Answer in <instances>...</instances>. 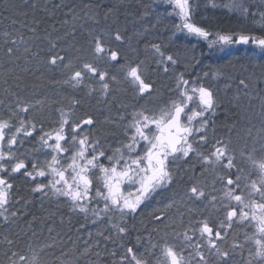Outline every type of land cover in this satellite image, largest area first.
Here are the masks:
<instances>
[{
  "label": "snow or ice",
  "instance_id": "snow-or-ice-1",
  "mask_svg": "<svg viewBox=\"0 0 264 264\" xmlns=\"http://www.w3.org/2000/svg\"><path fill=\"white\" fill-rule=\"evenodd\" d=\"M160 2L166 5L165 14L157 13L156 23L151 27L173 18L170 25H165L171 29L170 40L183 34L203 41L209 51L251 44L264 53V0ZM31 6L36 7L35 4ZM60 7L61 4L53 5L55 9ZM99 7L92 3L83 5L88 10L85 15L95 23H99L96 19L99 12L93 9ZM142 7V15L150 16L151 4ZM202 8L205 11L225 9L250 22L251 26L213 31L196 19ZM69 12L73 19L77 18L74 6ZM114 12V7H108L104 19ZM61 23L67 25L68 21ZM31 31L34 33L36 29ZM147 31L145 28L144 32ZM57 32L55 26L52 32L46 30L49 47L47 54L41 57V63L50 71L59 70L63 77L51 83H61L73 90L86 89L87 96L98 94L97 103L101 100L110 103L113 85L126 83L138 103L131 106L130 113L127 112L129 105L120 104L121 111L115 119L105 116L100 120L90 111L77 115L82 100L74 95L59 100L33 99L5 88V95L15 97V101L0 115L2 225H16L22 215L21 209L32 203L31 194L39 193L41 197L65 198L69 211L83 218L77 232L88 223L97 226L94 233H87L82 244L77 243L79 237L73 240L68 236L73 247L69 252L62 251L63 259L57 257L55 264H234L237 250L243 256L245 244L249 242L253 247L248 249V257L242 264H264V136L253 143L250 150L246 144L245 150L239 153L244 166L237 163L231 139L215 137L214 117L222 102L220 90L208 81L220 77L230 79L224 68L207 66L208 71L196 72L202 60L195 54V45L190 50L183 46L192 54L181 60L179 55L167 50V45L145 41V58L141 59V49L133 46L127 29L111 26L100 31L89 30L84 45H69L74 53L69 55L68 49L58 43L64 37L56 35L53 38V33ZM3 35L5 44L9 45L5 53L9 59L20 58L16 55L20 51L19 44H24L26 59L27 55H40L33 51V45L26 42L23 35L16 39L10 32ZM64 36L75 39L74 27ZM111 67L117 68L120 75L110 72ZM260 68L264 71V63ZM151 73H163L172 81L169 98L155 106L139 103L159 95ZM92 80L98 87L89 83ZM250 86L247 78L239 79L238 87H242L245 95ZM230 87L225 84V89ZM233 99L239 103L240 97ZM2 103L4 101L0 100ZM53 104L58 105L55 108L57 116L49 121L42 113ZM261 118L264 120V106ZM104 124L112 125L118 132L98 135ZM210 129L213 132L211 141ZM228 131H235V126ZM248 131L251 136V129ZM108 136L114 137L115 142L110 143ZM28 141H33L31 148L24 147ZM256 143H259L258 148ZM41 152L43 160L36 155ZM220 169L225 174H219ZM208 175L214 177L211 191L208 183L201 179ZM184 176L188 177V182L183 186V195L177 199L175 188ZM17 177L29 184V196L19 195ZM217 182L221 185L219 189L215 187ZM157 196L161 198L158 201L161 206L147 213L152 227L149 229L143 220L141 227H137L131 221H135ZM198 203L203 204V208L195 206ZM172 209H175L174 214ZM221 210L222 218L214 220L213 213ZM197 216L200 218L196 219ZM27 224L31 230L32 222ZM234 225L253 229L251 234L245 232L244 243L237 242ZM53 231L52 227L48 228L50 234ZM59 235H50L49 243L30 245L26 252L12 250L15 240L5 235L4 243L10 246L5 253L7 264H43L42 257L59 242ZM35 236L33 231L32 237Z\"/></svg>",
  "mask_w": 264,
  "mask_h": 264
},
{
  "label": "trees",
  "instance_id": "trees-1",
  "mask_svg": "<svg viewBox=\"0 0 264 264\" xmlns=\"http://www.w3.org/2000/svg\"><path fill=\"white\" fill-rule=\"evenodd\" d=\"M258 2V0H257ZM86 3H92L93 5L99 4V9H93V12L98 11L99 16L96 17L99 23H95L92 19H89L85 15L87 9L83 8ZM35 4L33 8L31 5ZM54 4H61L59 9L53 8ZM151 4V15L143 16L144 8L142 5ZM75 7V13L77 18L73 19V14L69 12L70 7ZM108 7H114L115 12L109 15L108 19H104V12ZM165 14V8L162 4H159L156 0H0V100L4 103L0 104V115H3L7 111V105L14 103L15 97L6 96L4 93L5 88H9L10 91L16 92L21 97L28 98H49L50 100H59L63 97L76 96L82 100L81 106L77 109V115L83 114L86 111H90L98 116L100 120H103L105 116L117 117L118 111H120V104H127L129 108L127 112L132 111V105H136L138 101L130 93V87L124 83L121 85H113V92L109 97L110 103H105L100 100L98 94L92 96L85 95L86 89L73 90L69 86L61 83H51L52 80H62L63 77L59 70L50 71L43 63H41V57L47 54L48 40L45 39L46 30L52 32V26L58 29L57 33H53V38L56 35L64 37L58 43L68 49V54L73 55V51L69 48V45L75 44L77 47L84 45L89 30L100 31L101 29L112 28H126L127 34L132 36V44L134 47L138 46L141 49V59L145 58L143 53V44L145 41L153 43H160L167 45V50L173 54L179 55L181 60L185 56H191V49L195 45V54L200 56L202 63L197 66L196 72L208 71L207 66H220L224 68L230 79L225 77L217 78L216 80H209L208 83L213 87L220 90L219 95L222 105L217 110V116L215 119V137L235 139L237 148L243 147L241 142H244L245 131V119L251 118V124H254V130L263 129L264 122L261 120L262 106H264V71L260 68V64L264 63V53L254 45H236V47L227 52L219 49L209 51L206 44L203 41H197L193 37H186L183 34H177L178 38L172 40L170 25L173 22V18L169 17L164 23L152 28L151 25L156 23V14ZM91 14V13H89ZM207 16V20H202L201 17ZM197 21L211 27L215 30H239L240 28L250 27V22L243 21L240 18L229 15L220 9H208L205 11L203 8L198 12ZM16 23H13V21ZM45 20L46 22H44ZM67 20L68 24H62L61 22ZM74 27L75 39L72 36H64V33ZM35 28L33 33L31 29ZM147 28L148 31L144 32ZM259 34V29H255ZM10 32L13 34V39L23 35L25 41L33 45V51L39 52L38 57H32L23 52L24 44H19L20 51L16 53L19 59H9L5 54L6 48L9 45L5 44L4 33ZM143 33L142 36H137L136 33ZM139 44L137 45V42ZM127 51V49H124ZM128 55L135 59V55L128 51ZM151 63V61H149ZM103 67V65H102ZM182 70V66H181ZM109 71L120 75L117 68L111 67ZM20 79L17 80L16 78ZM152 79L155 81V88L159 93L152 100L145 102L140 100L141 104L148 103L149 106H153L156 102L166 101L171 93L169 92V85L172 83L170 76H166L163 73H151ZM247 78L251 82L250 88L247 90V95L244 94L242 87H238L239 79ZM7 81V83H5ZM90 84L96 86L94 81H89ZM19 84L20 87H16ZM95 84V85H94ZM225 84H230L231 87L225 89ZM239 96L240 100L237 103L233 98ZM163 101V102H164ZM156 105V104H155ZM58 105H51L47 107L42 116L47 117L49 121L54 120L57 116L55 108ZM48 124L46 123V127ZM54 126V125H53ZM235 126V131L229 133L228 129ZM117 131L113 129L112 125L104 124L99 128L97 134L103 135L105 132ZM255 133V132H254ZM213 138V132L209 131L210 141ZM110 143L115 142V138L112 136L107 137ZM254 141V140H253ZM32 144L33 141H29ZM199 175V173H197ZM213 175L207 177H201L209 185V191H211V184ZM188 182V177L184 176L183 181L175 188L177 194L176 198L179 199L183 195V186ZM217 188V186H215ZM171 195V193H169ZM23 196L27 197L29 194L24 191ZM32 203L26 208L21 209L22 215L19 218L16 225H10L0 228V264H7V256L5 253L10 247L4 243V236L8 235L10 239L15 240V246L12 250H18L26 252L30 245H42L43 243H49V236H56L59 233L57 240L59 241L54 248L48 250L47 255L42 257L43 264H55L57 257L63 259L60 256L61 252H69L72 249V243L68 240V236H71L73 240L77 237L80 239L78 244H82L84 239H87V233L89 231L95 232L96 227L90 223L77 232L80 224L83 223L81 216L75 215L66 208L62 201H58L55 197H45V199L39 200L37 194H31ZM161 198L155 197L149 202L148 207L143 209V212L138 215L135 221L137 227H141L140 221L143 220L147 224L148 228L152 227V224L148 223L149 217L147 213L152 211L155 207L161 205L158 201ZM193 206V205H189ZM203 208V204L198 203L195 205ZM175 213V209L171 210ZM208 213L205 212V215ZM37 219L33 220V217ZM223 211L213 213V219L217 217L222 218ZM199 219L200 217H195ZM188 217H185V223H187ZM31 221V230L28 228L27 222ZM52 227L54 231L50 234L48 228ZM71 229V231H69ZM36 233L35 237H32V232ZM25 232L27 235H25ZM15 234V235H14ZM147 233H145V236ZM62 238V240H61ZM242 236L237 237V242L244 243ZM95 258V257H94Z\"/></svg>",
  "mask_w": 264,
  "mask_h": 264
},
{
  "label": "flooded vegetation",
  "instance_id": "flooded-vegetation-1",
  "mask_svg": "<svg viewBox=\"0 0 264 264\" xmlns=\"http://www.w3.org/2000/svg\"><path fill=\"white\" fill-rule=\"evenodd\" d=\"M120 111H121V109H120ZM245 122H246V124H245L246 126H245V131H244V142H241L240 143L241 145H243V147L237 148L236 140L235 139H231V141H232V147H234L236 149V153H237V163L238 164H241V166H244V165L241 163V158L239 156V153L241 151H244L245 150V145L246 144H247L248 150H250L251 147H252V145H253V143H255V142H253V139H254V132H253L254 124H251L252 119L249 118V117L248 118L246 117ZM249 129H251V136H249V131H248ZM32 145H33V142H32V144H30V142L28 141V142H26V144H25L24 147L25 148H31ZM257 145L259 146V143H256V146ZM36 155L39 157L40 160H43L44 159V153H42V152L41 153H36ZM218 171H219V174H221V175L225 174L224 173V170H222V169H220ZM232 172L234 174L235 173V169H233ZM41 179H43V178H41ZM16 185H17V187L19 189V195H23L24 191H27V193L30 195V192H29V184L25 182L24 178L17 177V179H16ZM215 186H217V189H219L221 187V185L219 184V182H217ZM36 194L38 195V199L39 200H42L43 201L45 199V197H41V195L39 193H36ZM56 199L58 201L59 200L62 201L63 204H65L66 208H68V206H67V204L65 202V198L60 197V198H56ZM0 225H2V220H0ZM6 226H10V225H2V226H0V228L2 229V227H6ZM240 228H241L240 225H234L233 234L236 236V238L239 235L242 236L243 237L242 240H244V234H245V232H247L248 234H251L252 231H253V229L251 227H245V230L244 231L239 230ZM133 236H135V233H133ZM228 242L230 244L232 242L231 239H229ZM109 247H112V245H109ZM250 247H253V245L250 242L247 243V244H245V247L243 249V256L240 255V250H237V253L235 255L234 264H242L243 260L248 257V249ZM93 259H95V258L93 257ZM105 259H108V258L105 257Z\"/></svg>",
  "mask_w": 264,
  "mask_h": 264
},
{
  "label": "rangeland",
  "instance_id": "rangeland-1",
  "mask_svg": "<svg viewBox=\"0 0 264 264\" xmlns=\"http://www.w3.org/2000/svg\"><path fill=\"white\" fill-rule=\"evenodd\" d=\"M156 1H158V3L159 4H162L161 2H160V0H156ZM163 5V7L164 8H166V5H164V4H162ZM220 10H222L223 12H226L227 14H229V15H232V16H235L236 18H239L236 14H234V13H229L227 10H225V9H220ZM44 22H46L45 20H43ZM193 38H195V37H193ZM196 39V38H195ZM197 40V39H196ZM236 47V45H230V46H226L223 50H222V52L223 51H225V52H227V51H229V50H232V49H234ZM92 81H94L95 82V84H96V81L95 80H92ZM94 84V85H95ZM96 87H98V85L96 84ZM130 87V86H129ZM130 89V93H131V95L133 96V93H132V91H131V88H129ZM164 101V100H163ZM163 101H161V102H155L154 103V105L153 106H155V104L157 105V104H162L163 103ZM145 102H147V101H145ZM140 103V102H139ZM141 104V103H140ZM133 110V109H132ZM261 118V117H260ZM261 120H262V118H261ZM263 122H264V120H262ZM254 141L253 142H256V141H259V139L261 138V136H264V130L262 129H256V131L254 130ZM257 148L259 147L258 145L256 146ZM241 226V225H240ZM239 230H241V231H244L245 230V226H241V228L239 229Z\"/></svg>",
  "mask_w": 264,
  "mask_h": 264
},
{
  "label": "bare ground",
  "instance_id": "bare-ground-1",
  "mask_svg": "<svg viewBox=\"0 0 264 264\" xmlns=\"http://www.w3.org/2000/svg\"><path fill=\"white\" fill-rule=\"evenodd\" d=\"M217 116V115H216Z\"/></svg>",
  "mask_w": 264,
  "mask_h": 264
}]
</instances>
